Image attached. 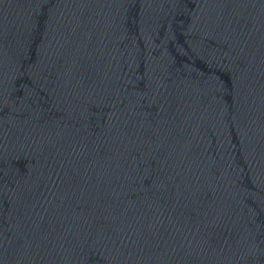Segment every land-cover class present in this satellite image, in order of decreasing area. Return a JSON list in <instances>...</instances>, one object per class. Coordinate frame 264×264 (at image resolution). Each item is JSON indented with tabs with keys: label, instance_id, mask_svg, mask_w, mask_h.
I'll use <instances>...</instances> for the list:
<instances>
[{
	"label": "water",
	"instance_id": "95a60500",
	"mask_svg": "<svg viewBox=\"0 0 264 264\" xmlns=\"http://www.w3.org/2000/svg\"><path fill=\"white\" fill-rule=\"evenodd\" d=\"M0 264H264V10L0 0Z\"/></svg>",
	"mask_w": 264,
	"mask_h": 264
}]
</instances>
